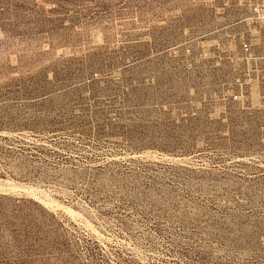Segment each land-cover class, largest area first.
<instances>
[{"label":"rangeland","instance_id":"374dc122","mask_svg":"<svg viewBox=\"0 0 264 264\" xmlns=\"http://www.w3.org/2000/svg\"><path fill=\"white\" fill-rule=\"evenodd\" d=\"M246 26L231 0H0V264H264Z\"/></svg>","mask_w":264,"mask_h":264},{"label":"built area","instance_id":"2783aa9c","mask_svg":"<svg viewBox=\"0 0 264 264\" xmlns=\"http://www.w3.org/2000/svg\"><path fill=\"white\" fill-rule=\"evenodd\" d=\"M231 3L233 7L244 12L245 21H247V29L236 37L239 42L240 59L246 65L264 64V0H231ZM233 70L236 73L241 71L245 73L244 70L249 71V68L236 66ZM235 85L238 86L239 92L232 96V100L240 101L243 98V89L248 82L242 81L237 75Z\"/></svg>","mask_w":264,"mask_h":264},{"label":"bare ground","instance_id":"6f19581e","mask_svg":"<svg viewBox=\"0 0 264 264\" xmlns=\"http://www.w3.org/2000/svg\"><path fill=\"white\" fill-rule=\"evenodd\" d=\"M8 185H9L8 190L18 189V186L15 185V184H13V183H10ZM0 189H2V183L1 182H0ZM24 190L25 191H28L27 188H25ZM29 192H31L32 194H34L32 190H30ZM35 197L37 198V200L41 204H43L46 207L53 208V209L59 208V209L63 210L65 213L69 214L72 217H75V216H79L80 215L78 212H76L72 208H70L68 206H65V205H62V204L58 203L56 200H54V199H52V198H50L48 196H42V197L41 196L40 197L35 196Z\"/></svg>","mask_w":264,"mask_h":264}]
</instances>
